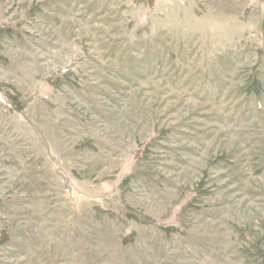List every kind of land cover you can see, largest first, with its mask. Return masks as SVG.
<instances>
[{
    "label": "rangeland",
    "instance_id": "rangeland-1",
    "mask_svg": "<svg viewBox=\"0 0 264 264\" xmlns=\"http://www.w3.org/2000/svg\"><path fill=\"white\" fill-rule=\"evenodd\" d=\"M0 264H264V0H0Z\"/></svg>",
    "mask_w": 264,
    "mask_h": 264
},
{
    "label": "trees",
    "instance_id": "trees-1",
    "mask_svg": "<svg viewBox=\"0 0 264 264\" xmlns=\"http://www.w3.org/2000/svg\"><path fill=\"white\" fill-rule=\"evenodd\" d=\"M142 153H137L138 156H141Z\"/></svg>",
    "mask_w": 264,
    "mask_h": 264
}]
</instances>
